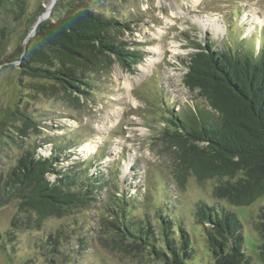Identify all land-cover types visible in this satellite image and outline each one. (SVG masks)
I'll use <instances>...</instances> for the list:
<instances>
[{
  "label": "rangeland",
  "instance_id": "374dc122",
  "mask_svg": "<svg viewBox=\"0 0 264 264\" xmlns=\"http://www.w3.org/2000/svg\"><path fill=\"white\" fill-rule=\"evenodd\" d=\"M3 1L0 60L16 54V49L29 41L25 40L27 36H34L37 21L31 25V19L37 11L45 9L42 22L54 21L73 5L128 20L131 28L118 27L113 36L117 42L141 50L143 59L133 71L125 70L118 62H101L100 73L89 78L91 88L82 87L86 93L75 89L67 93L58 85L41 93L30 84L38 79L19 78L18 61L0 65V120L4 119V111L17 102L21 110L44 120L43 133L48 140L66 141V149L73 148L75 153L65 157L61 167L73 161H90V173L107 179L97 195L100 199H89L84 207L72 208L62 217H49L37 230L11 231L17 205L1 207L0 264H160L143 243L123 234L121 211L116 204L122 197H128L138 207L151 208L154 213L162 202L179 213L195 248L189 264H208L213 260L204 227L194 217L197 203L201 200L216 210L226 206L242 225L243 248L251 256L250 264H264V250L254 227L261 220L264 197L249 206L217 200L213 196L216 179L200 182L192 171L180 166L179 173L185 178L181 185L174 174L179 147L165 135L173 129L166 117L171 109L178 112L195 106L209 110L205 98L184 83L186 64L196 52L194 43L205 44L212 39L215 47L221 48L228 39L232 48L246 44L240 48L252 47L257 54L261 45L264 47V0ZM214 18L221 30L213 26ZM18 120L15 114L11 120L6 117L0 129L9 132L20 124ZM58 135L62 138L58 139ZM10 148L16 152V148ZM0 160L5 161L3 157ZM47 177L51 181L56 175L49 173ZM143 212L146 211L136 209L138 214ZM51 233L62 253L44 256L42 252L47 248L41 247L40 240Z\"/></svg>",
  "mask_w": 264,
  "mask_h": 264
},
{
  "label": "trees",
  "instance_id": "16d2710c",
  "mask_svg": "<svg viewBox=\"0 0 264 264\" xmlns=\"http://www.w3.org/2000/svg\"><path fill=\"white\" fill-rule=\"evenodd\" d=\"M44 10L37 11L31 25ZM118 27L130 29L131 23L73 5L56 20L41 22L27 44L0 60V65L18 61L19 78L38 79L30 84L41 93L57 85L67 93L74 89L86 93L82 87L91 88L89 78L100 73L101 62H118L133 71L143 59L141 50L117 42L113 32ZM231 44L228 39L221 48H216L212 39L205 44L194 43L196 52L186 64L184 83L205 98L209 110L195 106L186 111L171 109L166 117L173 129L165 135L179 147L176 158L180 161L175 159L174 174L181 185L185 178L179 173L180 166L192 171L200 182L216 179L215 199L249 206L264 197V47L261 45L255 54L252 47L240 48L246 44L235 48ZM17 105H10L0 120L2 126L6 117L11 120L15 114L20 121L13 130L7 129L9 132L0 129V143L4 142L0 157L5 159L4 163L0 160V208L17 205L11 231L23 232L37 230L49 217H62L72 208L84 207L89 199H100L97 195L107 179L90 173V161H73L61 167L65 157L75 153L73 148L66 149V141L48 140L43 133L44 120ZM10 147L16 152L12 153ZM49 173L56 175L54 180L48 179ZM116 204L125 237L143 243L154 260L160 264H189L194 258L195 248L184 218L169 205L162 202L154 213L151 208L133 205L128 197ZM136 209L146 212L138 214ZM194 217L203 225L213 255L208 264H250L251 256L243 248L242 225L234 212L226 206L216 210L200 200ZM259 218L254 227L264 250V208ZM53 241V233L41 237V247L47 248L44 256L62 253Z\"/></svg>",
  "mask_w": 264,
  "mask_h": 264
},
{
  "label": "bare ground",
  "instance_id": "6f19581e",
  "mask_svg": "<svg viewBox=\"0 0 264 264\" xmlns=\"http://www.w3.org/2000/svg\"><path fill=\"white\" fill-rule=\"evenodd\" d=\"M212 21V24H213V26L214 27H216L218 30H221V26H220V24H219V22H218V20L216 19V18H214L213 20H211ZM259 22H263L262 20H258ZM263 24V23H262ZM39 25V23L38 22H36V24H35V26H34V28H33V31L32 32H35V30H36V28H37V26ZM254 26V25H253ZM254 29V27H250V30H253ZM93 150V149H92Z\"/></svg>",
  "mask_w": 264,
  "mask_h": 264
},
{
  "label": "water",
  "instance_id": "95a60500",
  "mask_svg": "<svg viewBox=\"0 0 264 264\" xmlns=\"http://www.w3.org/2000/svg\"><path fill=\"white\" fill-rule=\"evenodd\" d=\"M42 16H43V14H41L40 16H39V18H38V20H37V22L40 24L41 22H42ZM44 20V19H43ZM30 35H28L27 36V38L25 39L26 41L28 40V39H30ZM25 43H27V42H25Z\"/></svg>",
  "mask_w": 264,
  "mask_h": 264
}]
</instances>
